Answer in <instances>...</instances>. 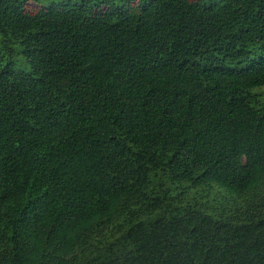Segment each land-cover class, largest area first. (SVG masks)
Instances as JSON below:
<instances>
[{
    "label": "trees",
    "instance_id": "1",
    "mask_svg": "<svg viewBox=\"0 0 264 264\" xmlns=\"http://www.w3.org/2000/svg\"><path fill=\"white\" fill-rule=\"evenodd\" d=\"M0 37V264H264V0H0Z\"/></svg>",
    "mask_w": 264,
    "mask_h": 264
},
{
    "label": "rangeland",
    "instance_id": "2",
    "mask_svg": "<svg viewBox=\"0 0 264 264\" xmlns=\"http://www.w3.org/2000/svg\"><path fill=\"white\" fill-rule=\"evenodd\" d=\"M31 4L29 7H34V5ZM2 40L0 37V46L2 45ZM14 52L13 55L8 57V62H12L13 66L17 69L24 70L27 72H30L32 70L31 62L28 61V59L23 54V47L20 43H16L13 46ZM257 93H260L262 95V99L264 98V86L257 88L255 90Z\"/></svg>",
    "mask_w": 264,
    "mask_h": 264
}]
</instances>
